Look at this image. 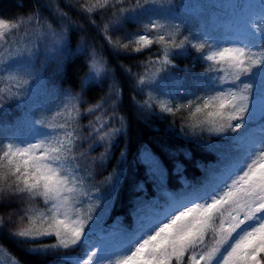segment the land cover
Instances as JSON below:
<instances>
[{"label":"snow or ice","instance_id":"1","mask_svg":"<svg viewBox=\"0 0 264 264\" xmlns=\"http://www.w3.org/2000/svg\"><path fill=\"white\" fill-rule=\"evenodd\" d=\"M174 7L179 9L174 0H95L90 7L81 6V11L88 14L113 9L116 30L125 22L138 24L141 30L129 34V43L136 45L132 51L141 53L153 45L160 46L158 55L148 61L149 68L158 65L156 71L136 78V86L141 92L147 89L149 97L138 106L147 109L149 115L158 112L159 118L165 119L175 118L195 104L191 122H181L177 132L173 119L165 131L213 153V164L219 165L209 169L203 180H184L180 189L184 195L173 197L166 195L176 192L167 190L169 170L165 162L143 148L137 159L144 179L134 189L137 194L147 193L148 184L159 195L152 200L139 196L136 199L133 213L140 220L139 227L134 226V221L125 225L119 219L111 223L106 219L126 170V151H121L122 167L103 193L85 187L75 155L83 144L73 125L81 115L95 114L103 107L102 100L82 114L78 106L85 93L108 77L103 59L94 52L90 54L88 71L80 78L75 97L53 85L44 99L28 104L32 85L41 79L34 64L40 56V43L51 38L53 46L62 45L57 50L63 51L68 46L67 30L57 34L51 24L41 23L37 13L17 21L0 19V48L11 44L9 38L21 27L39 25L34 33H25L31 46L14 48L7 57L0 58V73H7L0 76V81H7L0 88V198H27L30 205L42 203L41 208L23 209L19 224L13 223L11 217L7 221L0 217V230H6L9 238L29 254L46 256L61 250H80L76 256H61L64 264H264V117L257 122L252 114L257 89L264 93V11L249 22L257 39L221 43L199 27H189L187 20L168 15ZM149 9L160 14H146ZM44 28L48 31H42ZM106 38L116 50L111 37ZM129 43L120 47L126 50ZM79 51L83 55V50ZM189 56L193 64L206 63V70L196 72L175 63L176 58ZM57 73L64 74L62 63ZM199 92L214 94L200 97ZM118 95L122 100V91ZM60 96L70 98L55 105ZM188 96L202 103L180 102ZM53 106L59 111L52 120L65 117L63 122L54 124L44 115ZM25 113L28 124L20 123ZM115 118L123 125L122 116ZM109 122H101L100 116L95 124L90 121L89 142L96 140L97 147L101 142L110 145L122 128L102 131ZM205 134L216 137V141L205 143ZM249 138L254 142L247 143ZM165 152L169 158L176 155L171 149ZM177 169H181L179 164L175 165L176 172ZM190 193L195 194L194 198H188ZM49 238L54 242H45Z\"/></svg>","mask_w":264,"mask_h":264},{"label":"trees","instance_id":"2","mask_svg":"<svg viewBox=\"0 0 264 264\" xmlns=\"http://www.w3.org/2000/svg\"><path fill=\"white\" fill-rule=\"evenodd\" d=\"M94 2L95 0H57V3L53 1L56 6L52 7V0H0V19L17 21L21 18L27 19L31 14L37 13L41 23L51 24L54 31L65 32L67 30L68 46L63 51H56L58 48H54L51 56L48 57V66L44 73L51 85L47 89L55 85L75 97L79 91L78 82L88 71L86 61L90 60V54L94 52L97 58L103 59L109 71L108 77L91 91L85 93L82 103L78 105L82 114L90 105H95L102 100L103 107L95 114L81 115L75 123L76 134L80 137L79 143L83 144L75 151V155L84 173L86 187L89 190H99L103 193L107 190L108 181L122 167L119 164L121 151H126V170L118 191L114 194L113 204L106 219L109 223L119 219L125 225L134 221V226L139 227L140 220L136 219L133 213L136 199L139 196V198L152 200L159 195L148 184H145V187L148 188L147 193L137 194L134 189V185L144 179L143 168L137 159L143 148L147 147L165 162V166L169 170L167 190L176 192L166 195H173V197L184 194V190H180L184 180L189 182H195L197 178L203 180L208 175L209 169L219 165L213 164L215 163L213 153L170 136L165 131L173 119L176 121L174 126L177 132H179L181 122H191L190 113L194 111L195 104L191 109L177 114L175 118L166 117L165 119H160L158 112L155 115H149L147 109L142 110L138 106L149 97L147 89L141 92L136 86V78L145 75L146 72L151 74L156 71L158 65L149 68L148 61L150 57L155 58L158 55L160 46L153 45L151 49L141 53L132 51L136 45L134 42L129 43V34L139 32L141 27L136 23L125 22L116 30L112 24L116 14L111 8L95 11L92 14L81 11V6L90 7ZM174 3L179 4V9L177 10L175 7L170 9L168 15L176 20H187L189 27H199L202 32L212 38L224 36L230 41L238 40L239 37L257 39L252 34L249 22L254 15L264 11V0H174ZM59 13L67 15L64 17ZM146 14L159 15L160 13L158 10L149 9ZM105 25H108L107 31ZM257 26L260 25L257 24ZM38 27L39 25L27 24L21 27L20 34L34 33ZM106 36L111 37L113 44L116 45V50H113L109 45ZM124 43H129V48L126 50L120 47ZM80 49L83 50V55H81ZM45 52L46 50L43 49V53ZM192 55H196V53L193 52ZM61 63L64 65L62 76L57 73L58 64ZM175 63L180 68L192 67L196 72H203L207 68V64L204 62L193 64L192 56L186 59L176 58ZM168 86L176 87L175 84ZM120 91H122V100L118 95ZM257 93L264 96L260 89H257ZM210 94L214 93L199 92L197 95L204 97ZM157 95V93H153V96ZM114 100L117 103L114 104ZM188 100L196 101V104L202 103V101L196 100L195 96H188L180 102L187 103ZM20 111L23 112V108ZM97 116L101 117V122L104 119L110 120L102 131L122 128V132L110 145L101 142L97 147L95 146L96 140L89 142V129L92 124L96 123ZM120 116L124 118L123 125L115 118ZM262 117H264V108L256 121L260 122ZM90 121L92 124L89 123ZM203 139L205 143H208L216 141L217 138L205 134ZM253 142L254 138H249L247 141L249 144ZM165 149H171L176 152V155L169 158ZM185 153H189L190 156ZM176 164L181 166V169H177V172L181 174H177ZM206 165L207 168H205ZM194 196V193H190L188 198H194ZM180 202L185 201L181 200ZM30 206L41 208L42 203L30 205L27 198L23 201H9L7 198H0V217L6 221L11 217L13 223L19 224L22 210ZM106 214L107 212H105ZM45 242L52 243L54 239L49 238ZM79 251V249L67 252L61 250L56 254L46 256L32 255L26 251L24 246L18 245L9 238L6 230H0V263L3 261L4 264H12L11 257L16 260L17 264H64L60 259L61 256H76L79 255Z\"/></svg>","mask_w":264,"mask_h":264},{"label":"rangeland","instance_id":"3","mask_svg":"<svg viewBox=\"0 0 264 264\" xmlns=\"http://www.w3.org/2000/svg\"><path fill=\"white\" fill-rule=\"evenodd\" d=\"M53 1L57 0H52V7H55L56 5L53 4ZM57 12V11H56ZM37 29V28H36ZM35 29V31H36ZM34 31V32H35ZM42 31H48L47 28L42 29ZM57 34H60L61 32L55 31ZM243 37H239L238 39H241ZM11 40V44H5L3 48H0V58L7 57L8 51H12L14 48H24V47H29L31 46L28 39L25 37V33L20 34L19 32H16V34L12 37L9 38ZM65 39H67V36H65ZM217 40V42H230L229 38L227 37H221V38H213ZM32 43H35V40L33 39ZM227 46V45H225ZM57 48L62 47V45H57ZM51 38L47 42H41L39 45L40 48V56L38 59L34 60L35 68L40 76L41 79H38L34 84L32 85L31 91H30V96L28 98V101L26 103L31 104L35 101H40L44 99V97L48 94L49 89L47 87H50V83L48 82V77L45 75V69L48 66V57L51 56L52 52L54 51ZM7 49V51H5ZM43 49L46 50L45 53H43ZM7 73H0V76H6ZM7 84V81H0V88L5 87ZM61 88V87H59ZM70 97L67 96H60L57 97L54 101L55 105H61L62 102H66ZM264 108V99H261V95L256 93V96L253 99L252 103V114L254 118H258L261 115V112ZM59 111V109L55 106H53L52 110L50 112L44 113V115L49 119L52 120V117L55 116L56 112ZM39 115V114H38ZM65 117H60L57 116L55 120H52V122L55 123H60L63 122V119ZM20 123L22 124H28V119H27V114L25 113V116L21 118ZM75 125V124H74ZM73 125V127H74ZM76 128V127H75ZM107 156V155H106ZM104 156V157H106ZM82 159V158H81ZM78 164V162H77ZM78 167L80 169V175L83 176V171L80 168V165L78 164ZM182 194L181 196H183ZM0 264H4L3 261Z\"/></svg>","mask_w":264,"mask_h":264}]
</instances>
